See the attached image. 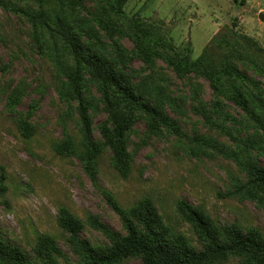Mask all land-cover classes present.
I'll return each mask as SVG.
<instances>
[{
  "label": "rangeland",
  "instance_id": "rangeland-1",
  "mask_svg": "<svg viewBox=\"0 0 264 264\" xmlns=\"http://www.w3.org/2000/svg\"><path fill=\"white\" fill-rule=\"evenodd\" d=\"M0 1L28 12H41L45 23L31 21L0 5V238L5 243L32 258L37 237L49 235L67 259L75 262L67 235L58 223L59 211L65 208L84 223L80 235L90 246L110 245L108 233L87 224V218L93 216L110 232L125 234L105 195L123 209L150 198L163 224L182 234L195 249L202 245L178 211L179 201L201 209L217 223L242 230L255 228L264 235V195L261 202L226 196L233 191L231 177L244 179L230 160L211 150L198 157L190 155L191 144L186 137L177 138L166 131L158 136L151 133L140 113L135 114L125 134L131 168L127 177H121L100 135V126L108 122L105 99L96 82L84 75L91 136L100 147L91 179L78 157L84 148L75 103L59 98L56 85L62 78L51 60L55 45L71 62L56 32L55 21L59 19L82 44L111 62L126 81L128 77L133 85L163 87L175 100V106L164 108L182 133L205 134L220 146L233 149L229 140L204 123L197 111L216 117L214 105L218 102L231 116L242 119V113L213 93L207 81L195 76L177 78L160 59L153 69H144L130 55L133 44L129 33L132 23L151 25L176 51L196 58L222 28L228 27L245 39L256 62L264 64V21L258 17L264 15V0L242 4L233 0H126L118 14L112 12L113 0ZM108 20L120 30L112 40L98 24ZM113 41L126 59L131 57L125 65L118 63ZM238 66L252 82L242 86L246 99L261 103L260 112L264 114V78L248 64ZM122 106L118 111L125 110ZM22 118L33 129L29 138H24L18 128L17 120ZM225 126L238 136L255 132L250 122ZM67 137L72 139L76 154L55 151V145ZM257 160L264 165V156ZM118 264L142 262L140 257H129ZM222 264L240 263L237 258H229Z\"/></svg>",
  "mask_w": 264,
  "mask_h": 264
},
{
  "label": "trees",
  "instance_id": "trees-1",
  "mask_svg": "<svg viewBox=\"0 0 264 264\" xmlns=\"http://www.w3.org/2000/svg\"><path fill=\"white\" fill-rule=\"evenodd\" d=\"M37 1L41 3L44 0ZM125 1L113 0L112 12L120 13ZM233 1L242 4L246 0ZM0 5L31 21L44 23L41 12H28L2 1ZM98 24L111 40L114 34L120 32L112 21H99ZM55 28L61 37L63 49L71 57V62H67L63 52L59 53L54 45L51 60L62 78L57 82L56 91L61 100L75 103L84 148L78 157L91 179H94L96 173V159L100 147L91 136L90 104L85 99L82 85L84 75L96 82L105 99L108 122L100 126V135L111 151L114 168L121 177H127L131 168L125 134L129 131L135 114L140 113L145 117L147 129L151 133L158 136L166 131L177 138L186 137L191 144L188 147L190 155L198 157L199 154H206L211 150L230 160L244 179L231 177L233 191L226 196H235L241 201H262L264 165L257 158L264 156V114L260 112L261 103L256 104L246 99L242 86L252 82L238 65L248 64L255 73L264 78V64L261 61L256 62V57L249 52V45L243 37L224 27L198 57L191 58L187 53L176 51L168 41L155 33L151 25L132 23L129 33L133 44L130 55L138 59L144 69H153L156 60L160 59L177 78L195 76L207 81L213 93L225 98L242 113V119L231 116L218 102L214 105L216 117L205 111H197L204 123L229 140L233 145L231 149L220 146L211 136L205 134L194 131L188 136L182 133L178 122L164 108L175 106V100L163 87L131 84L128 77L126 81L116 72L111 62L91 47L82 44L59 19L55 21ZM113 47L118 63L125 65L126 60L131 57L126 59L124 52L114 41ZM257 52L262 51L258 48ZM14 99L17 100L18 95ZM120 106L125 110L118 111ZM247 122L251 123L255 132L245 137L238 136L225 126V123L241 125ZM17 123L24 138L32 136L33 129L26 118L18 119ZM55 146L58 154H76L70 137ZM105 198L118 215L125 234L110 232L93 216L87 218V224L108 233L110 245L93 247L86 243L80 235L84 223L65 208H61L58 223L67 235L66 239L76 256L75 262L67 259L53 238L42 235L36 239L32 258L24 250L7 244L0 238V264H118L129 257H140L142 264H222L229 258H237L240 264H264V235L255 228L242 230L234 225L217 223L201 209L179 201L178 211L201 242L202 248L195 249L182 234L163 224L150 198H142L128 209L118 206L109 195H105Z\"/></svg>",
  "mask_w": 264,
  "mask_h": 264
},
{
  "label": "water",
  "instance_id": "water-1",
  "mask_svg": "<svg viewBox=\"0 0 264 264\" xmlns=\"http://www.w3.org/2000/svg\"><path fill=\"white\" fill-rule=\"evenodd\" d=\"M258 17H259V19H260L261 21H264V15H263L262 13H260V14L258 15Z\"/></svg>",
  "mask_w": 264,
  "mask_h": 264
}]
</instances>
